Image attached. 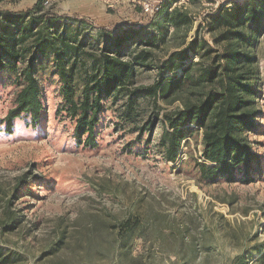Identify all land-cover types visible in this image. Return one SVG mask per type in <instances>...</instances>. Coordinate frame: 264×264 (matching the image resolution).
Instances as JSON below:
<instances>
[{
  "label": "rangeland",
  "instance_id": "obj_1",
  "mask_svg": "<svg viewBox=\"0 0 264 264\" xmlns=\"http://www.w3.org/2000/svg\"><path fill=\"white\" fill-rule=\"evenodd\" d=\"M39 1L42 12L81 22L88 37L134 28L141 31L136 41L158 42L153 65L139 69L117 99L103 101L95 148L76 144L74 122L60 110V82L46 61L37 74L38 126L23 116L6 131L20 83L12 72L0 74V251L16 264H255L264 251V33L250 50L259 72L255 126L245 136L261 159L254 181L202 180L196 128L177 159L165 160L154 115L178 104L158 98L155 105L143 94L161 74L170 76L162 68L170 52L196 36L215 46L210 16L251 0H0V20ZM173 9L187 11L190 28L170 25Z\"/></svg>",
  "mask_w": 264,
  "mask_h": 264
},
{
  "label": "trees",
  "instance_id": "obj_2",
  "mask_svg": "<svg viewBox=\"0 0 264 264\" xmlns=\"http://www.w3.org/2000/svg\"><path fill=\"white\" fill-rule=\"evenodd\" d=\"M41 7L39 1L26 12L0 20V74L12 72L20 83L5 118V130L10 133L12 122L23 116L38 126L43 106L37 74L46 61L60 82V110L74 122L76 144L95 148L103 101L117 99L135 83L139 69L153 65L152 51L158 40L152 36L136 41L141 31L134 28L117 36L88 37L81 31V22L42 12ZM168 22L174 29L191 26L187 11L180 9L171 11ZM207 28L215 46L196 36L170 52L162 67L170 76L161 74L143 94L155 105L158 98L166 106L178 104L154 115L162 125L158 146L165 160L177 159L182 143L196 128L202 134L203 162L197 163L200 178L249 183L261 171V159L245 136L255 126L259 72L250 50L264 33V0L223 8L209 17ZM193 57L198 61L193 62ZM152 127L153 123L149 140ZM258 253L255 264H264L263 248ZM0 264H16V260L10 252L0 251Z\"/></svg>",
  "mask_w": 264,
  "mask_h": 264
},
{
  "label": "built area",
  "instance_id": "obj_3",
  "mask_svg": "<svg viewBox=\"0 0 264 264\" xmlns=\"http://www.w3.org/2000/svg\"><path fill=\"white\" fill-rule=\"evenodd\" d=\"M144 11H145V12H150V13H151L150 8H149L148 6H144Z\"/></svg>",
  "mask_w": 264,
  "mask_h": 264
}]
</instances>
